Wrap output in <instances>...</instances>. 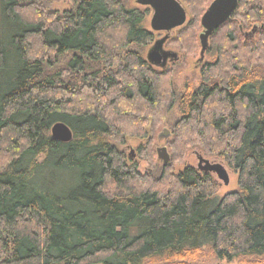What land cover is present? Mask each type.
Masks as SVG:
<instances>
[{"label": "trees", "instance_id": "obj_1", "mask_svg": "<svg viewBox=\"0 0 264 264\" xmlns=\"http://www.w3.org/2000/svg\"><path fill=\"white\" fill-rule=\"evenodd\" d=\"M179 1L191 19L166 46L202 54L215 0ZM52 2L0 0V264H264V0H238L183 94L174 68L147 61L161 35L150 8ZM58 122L71 142L53 138ZM166 126L170 160L142 174L120 147L146 141L139 155L154 164ZM193 148L237 189L220 198L211 173L176 171Z\"/></svg>", "mask_w": 264, "mask_h": 264}, {"label": "water", "instance_id": "obj_2", "mask_svg": "<svg viewBox=\"0 0 264 264\" xmlns=\"http://www.w3.org/2000/svg\"><path fill=\"white\" fill-rule=\"evenodd\" d=\"M139 6L148 7L152 10L150 20L151 30L155 33L164 34L156 40L147 53V61L154 67L166 69L169 63L177 62L179 55L174 51L165 49L166 43L171 37V33L186 25L188 14L185 7L179 0H136ZM238 0H215L202 18L204 34L201 36L202 55L207 49L208 38L224 22L230 19L234 13ZM55 140L69 143L73 140L72 130L64 123L54 124L51 130ZM169 131L165 130L159 138H167ZM159 158L167 164L170 160L167 148L158 149ZM198 169L201 172L215 174L225 186L230 184V177L225 166L219 163H211L200 154Z\"/></svg>", "mask_w": 264, "mask_h": 264}, {"label": "rangeland", "instance_id": "obj_3", "mask_svg": "<svg viewBox=\"0 0 264 264\" xmlns=\"http://www.w3.org/2000/svg\"><path fill=\"white\" fill-rule=\"evenodd\" d=\"M132 1V5L136 6L140 9H145L147 7H143V6H139L136 3V0H131ZM184 6V5H183ZM185 7V6H184ZM70 8V2L69 0H53V2L51 3V8L50 10L52 11H59V12H64L66 10H68ZM187 14H188V20L187 22L191 19L189 12H191V9H187L185 7ZM153 14V13H152ZM152 15L149 17L148 19V23H149V29L151 30L150 27V20H151ZM264 28V25H263ZM176 30H174L171 33V39H173L176 35L175 33ZM155 34H159V33H155ZM164 34H161L160 36L157 35L156 40L160 39L161 37H163ZM151 48V47H150ZM166 50L169 51H174L179 55V61L178 62H173V63H169L168 67L164 70H167L169 68H174L175 70V83L177 85L178 91L180 94H183L185 92V87L186 85L192 84L193 86H198L199 84V80H200V68L201 66L209 60H213L214 57H205V54L203 53V55L201 54V50L196 52V55L193 57H184L183 53L180 52L177 48H175L173 45L172 46H165ZM148 53V52H147ZM146 53V56H147ZM203 61V62H202ZM177 63V64H176ZM176 64V65H175ZM158 70H163L161 68L155 67ZM180 119V112H179V107L178 105L175 106L173 108V110L171 111L169 117H168V121L169 124H173L175 123L177 120ZM166 130L169 131V126H166ZM163 129V128H162ZM162 129L157 133L161 134L165 131L162 132ZM160 134V135H161ZM169 136L167 138H162L160 139L159 137H156V154H155V159H154V164L150 163L148 160L143 159L140 157L139 152H138V147L142 144H145L146 141H141L138 138H127L126 141V145L121 146V150L124 151L126 153V155L128 157H132L134 161H138V165H139V171L142 174H146L147 172H149L151 169H153V166L156 165H162L163 161L159 158L158 156V149L159 148H168L167 151L169 150L170 152V147L168 146V142H169V138L171 137V132L169 131ZM159 135V136H160ZM168 152V153H169ZM198 154H200L201 156H203L206 160H209L211 163H219L222 164L223 166H225V168L227 169L228 173H229V177H230V184L228 186H225L223 184L222 181H220L218 179V177L215 174H212L214 176V178L216 179L219 187H218V195L220 198H222L223 196H225L228 193H231L233 191H235L237 189V175L235 173H233L232 171H230L227 166L225 165V163L214 156H208L207 154L203 153L200 149L198 148H193L191 149L188 154L186 155V158L184 161H180L179 163L176 164L175 166V170L176 171H180L182 169H184L185 166H192L198 169V165H199V160H198ZM198 264H227V263H222V262H218L215 259H212L210 257H206L202 260L199 261ZM232 264H239L237 262H234Z\"/></svg>", "mask_w": 264, "mask_h": 264}, {"label": "flooded vegetation", "instance_id": "obj_4", "mask_svg": "<svg viewBox=\"0 0 264 264\" xmlns=\"http://www.w3.org/2000/svg\"><path fill=\"white\" fill-rule=\"evenodd\" d=\"M203 62V61H202Z\"/></svg>", "mask_w": 264, "mask_h": 264}]
</instances>
